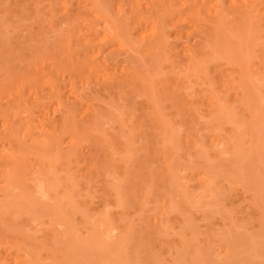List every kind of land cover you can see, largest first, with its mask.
Segmentation results:
<instances>
[{
	"label": "bare ground",
	"instance_id": "bare-ground-1",
	"mask_svg": "<svg viewBox=\"0 0 264 264\" xmlns=\"http://www.w3.org/2000/svg\"><path fill=\"white\" fill-rule=\"evenodd\" d=\"M0 5L12 19L0 36V264H187L194 214L207 220L238 186L258 199L264 0ZM86 183L108 188L98 207ZM9 233L46 253L27 259Z\"/></svg>",
	"mask_w": 264,
	"mask_h": 264
},
{
	"label": "rangeland",
	"instance_id": "rangeland-1",
	"mask_svg": "<svg viewBox=\"0 0 264 264\" xmlns=\"http://www.w3.org/2000/svg\"><path fill=\"white\" fill-rule=\"evenodd\" d=\"M3 9V6L2 5H0V19H2V18H6V19H4V20H9L10 22H7V23H5V24H1V26H0V36L2 37L3 36V34H4V32H7L5 29H6V27L7 26H10L11 24H12V19L9 17V15H8V17H9V19H8V17L7 16H3V13H2V10ZM11 19V20H10ZM5 22V21H4ZM2 23V22H1ZM8 29V28H7ZM5 35V34H4ZM260 45V44H259ZM259 45H255L256 46V48L258 49L259 47L261 48V45L259 46ZM255 48V47H254ZM260 48L258 49V50H260ZM262 48L264 49V46H262ZM256 49V50H257ZM257 50V51H258ZM253 51H255V49L254 50H250V52H251V54L252 55H255V53L253 52ZM257 54H259V55H257ZM261 54V51H259L258 53H256V57H255V59L256 60H258V62L261 60V58H260V55ZM260 58V60L258 59V57ZM264 59V58H263ZM257 61H255V63L257 64L258 63ZM262 62L260 61L259 63H258V65H260ZM263 63H264V60H263ZM105 126V127H104ZM107 126V124H102L101 125V127L105 130V131H107V129H108V127H106ZM107 128V129H106ZM28 143V142H27ZM7 144V143H6ZM84 151H85V149H83ZM185 162V161H184ZM35 163V162H34ZM251 164H253L254 166H253V168L256 170V172H257V175L259 176L258 177V179H259V184L258 185H260V188H261V190H260V188H259V196H262V198L261 197H259L258 195V199L257 198H254L255 200H252L253 199V196H252V194L251 193H247L246 191H244L245 189H242L241 187H236L238 190H236V188L235 189H232V190H230V192L232 193V196L234 195H236L237 194V196H235V197H237V199L236 198H234V200L232 201V202H230V203H228V205H226V204H224V205H222V204H220L219 202H218V200H216L218 203H217V205H216V208L215 207H213V206H211L212 208H215V209H213L212 211H210L209 213H208V215L206 216V218L205 219H207V220H200V216H199V214H197L196 213V217L193 215V222H194V227H195V225H197L198 227H200V230H199V228L197 227V228H194V229H196V231H198V240H199V242L200 243H198L199 244V247H200V254H199V251L196 249V251H194V252H197L198 251V253L197 254H199V257L197 258V255L196 254H193L192 252H193V250H195V248L196 247H198L197 245L198 244H196V241H197V239L194 237V239H196V241H194L193 239H192V237L189 235V232H187L186 231V234H185V232H183V234H184V236L185 235H187L188 234V236H185V238H186V240L187 241H189V245L190 246H192V248L193 247H195L194 249H192V248H190L189 246V254H190V252H191V254H193V255H195V257L193 256V255H191L192 257H190L189 256V254H188V256H187V258H185V259H188V262L189 263H187V264H199V263H201V264H223V262L225 261V262H227L228 264H243V263H245V264H258V263H260V264H264L263 262H264V223H262V222H264V207H263V205H264V186H263V184H264V174H262V173H264L263 172V168H264V166H262L263 164H261L260 165V168L261 169H256V167H255V165L256 164H254V163H252L251 162ZM257 166V165H256ZM34 167H36V166H34ZM252 167V166H251ZM257 168H259V166H257ZM259 172H258V171ZM27 173H28V171H27ZM27 173H25V174H27ZM32 172H29L27 175L29 176L30 174H31ZM27 175H24V176H26L27 177ZM260 175H261V177H260ZM262 175H263V177H262ZM23 176V177H24ZM25 177V178H26ZM30 177V176H29ZM29 177H28V179L27 180H31V179H29ZM103 179V178H102ZM98 180H101V178H99ZM257 180V179H256ZM91 181V180H90ZM262 181V182H261ZM27 182V181H26ZM83 183V182H82ZM91 183H92V181H91ZM90 183V184H91ZM96 183V182H95ZM95 183H93L92 185H91V189H90V184L88 185L87 183V185H85L87 188H86V190H88L89 191V189H90V193H92V194H90L89 195V193L88 192H86V193H88V196L90 197L91 196V198L92 199H90L89 197H88V199H87V201L89 202L90 200H96V202L95 203H97V202H99V201H102L103 199H104V197L103 198H101V196H105L106 195V193H104V192H102L103 191V189H105V188H107V187H103V189L101 190V188H102V185L103 184H105L106 185V182H102V185H100L99 183H97L98 185L96 186V184ZM254 184H256V181L254 182ZM256 184V185H257ZM93 185H94V187H95V189L97 190L98 189V192L97 191H95V189H92V187H93ZM107 185H108V183H107ZM85 186L84 187H81V189L80 190H84V188H85ZM100 187V190H99V188H96V187ZM255 186V185H254ZM263 186V187H262ZM80 186H78V188H79ZM89 187V188H88ZM259 187V186H258ZM257 187V188H258ZM62 188V187H61ZM60 189V188H59ZM108 189V188H107ZM107 189L105 190V191H107ZM227 189V188H226ZM78 190V189H77ZM94 190V191H93ZM164 190V189H163ZM162 190V191H163ZM44 191V190H43ZM79 191V190H78ZM109 191V190H108ZM165 191H166V189H165ZM60 192H61V190H60ZM80 192V191H79ZM94 192H96V193H94ZM100 192H102L103 194H105V195H100V194H102V193H100ZM164 192V191H163ZM167 193H169V191H166ZM45 193V192H44ZM81 193H82V195L80 194V196H82V197H80L79 196V194L77 195V197L79 196L80 197V200H81V198H83L85 195V191H81ZM240 194V196H238L239 194ZM47 194H49V192L47 193ZM94 194H97V195H94ZM246 194V195H245ZM51 195V194H50ZM50 195H48L49 197H50ZM84 195V196H83ZM100 195V196H99ZM47 196V195H46ZM93 196H94V198H93ZM96 196V197H95ZM243 196V197H242ZM245 196V197H244ZM86 197H87V195H86ZM97 197H98V199L99 198H101L100 200H98L97 199ZM106 197V196H105ZM174 197V196H173ZM107 198H110V196L109 197H107ZM246 199V200H244V199ZM47 199V198H46ZM51 199V198H50ZM79 199V198H78ZM240 199V200H239ZM85 200V197H84V199L82 200V201H84ZM240 202H239V201ZM252 200V201H251ZM256 200H258V201H260V202H253V201H256ZM86 201V202H87ZM242 201V202H241ZM250 201H251V204H253V205H248V203H250ZM262 201V202H261ZM50 202H52L51 200H50ZM91 202V204H92V202L93 201H90ZM89 202V203H90ZM238 202V203H237ZM246 202V203H245ZM111 203V202H110ZM262 203H263V205H262ZM90 204V205H91ZM94 204V203H93ZM98 204L100 205L101 203L99 202V203H97V207H98ZM218 204L219 205H222V206H218ZM231 204V205H230ZM241 204H243V205H241ZM254 204H256V205H254ZM259 204V205H258ZM261 204V205H260ZM95 206V205H94ZM109 206H111V205H109ZM109 206H107V208H106V206H105V209H110V207ZM215 206V205H214ZM226 206V207H225ZM231 206V207H230ZM259 206V207H258ZM91 207H93V205L91 206ZM99 207H101V206H99ZM109 207V208H108ZM229 207H230V209H229ZM250 207V208H249ZM252 207V208H251ZM256 207H258V208H256ZM103 208V207H102ZM227 209V211L225 210V209ZM99 209V208H98ZM104 209V210H105ZM112 209H114L113 207H112ZM220 209V210H219ZM250 211H249V210ZM258 209V210H257ZM263 209V210H262ZM103 210V209H102ZM103 210V211H104ZM210 210H211V208H210ZM219 210V211H218ZM222 210V211H221ZM232 210V211H231ZM253 212H252V211ZM263 212H262V211ZM95 211V210H94ZM112 211H114V210H112ZM215 211H217V214L220 212V214L219 215H217L216 214V212ZM235 211V212H234ZM256 211V212H255ZM212 212H215L214 214H213V216H212V214L211 215H209L210 213H212ZM233 213V214H231V213ZM230 213V214H229ZM228 214V215H227ZM237 214L238 215H240V216H238L237 217ZM250 214V215H249ZM258 214V216H256ZM216 215H217V217H216ZM261 215V216H260ZM127 216V215H126ZM211 216V217H210ZM128 217V216H127ZM132 217H135L136 218V216H132ZM209 217V218H208ZM227 219H226V218ZM249 217V218H248ZM263 218V220H262V218ZM220 218V219H219ZM237 218V219H236ZM244 218V219H243ZM258 218V219H257ZM198 219V220H197ZM210 219V220H209ZM212 219V220H211ZM233 219H234V221H233ZM257 221H256V220ZM199 220H200V223H197L196 224V222H199ZM209 220V221H208ZM223 220H226V221H223ZM244 220V221H243ZM247 220V221H246ZM203 221V222H202ZM210 221H212V222H210ZM214 221V222H213ZM222 221H223V223H222ZM233 221V223H230L229 224V222H232ZM238 221V222H237ZM240 221V222H239ZM250 221V222H249ZM256 221V222H255ZM209 222V224H205V223H208ZM225 222V223H224ZM246 222H248L247 224H245ZM252 222V223H251ZM212 223H214V224H212ZM216 223V224H215ZM227 223L229 224V225H227ZM237 223V224H236ZM258 223H259V225H258ZM199 224H200V226H199ZM211 224V225H210ZM234 224V225H233ZM253 224V225H252ZM206 225V228L205 227H203V226H205ZM224 225H227V226H229L228 228H227V226L225 227H223ZM238 225V226H237ZM250 225V226H249ZM257 225H258V228H257ZM201 226H202V228H204V229H202L201 228ZM231 226V227H230ZM240 226V229L238 228ZM248 226V227H247ZM18 227V226H17ZM22 227H24V226H22ZM26 227H29V226H26ZM212 227V228H211ZM218 227V228H217ZM220 227H222L221 229H220ZM243 227H244V229H243ZM260 227V228H259ZM2 228H4V224H0V231L2 230ZM25 228V227H24ZM224 228V229H223ZM236 228H238V229H236ZM31 230L30 231H32V228H30ZM34 229H36V227H34ZM219 229H220V231H219ZM226 229H227V231H226ZM27 233H32V232H29V231H27V230H29V229H24ZM37 230L39 231L40 229L37 227ZM210 230H212V231H210ZM215 230H217L216 232H215ZM228 230H230V231H228ZM233 230V231H232ZM257 230H258V232H257ZM38 231H36L35 230V232H37V233H39ZM42 231V230H41ZM235 231V232H234ZM249 231H251V232H249ZM259 231H261V233H262V242L261 241H259L261 238L259 237V236H261L260 234V232ZM207 232V233H206ZM213 232V234H211ZM227 232L229 233V234H227ZM230 232H231V234H230ZM247 232V233H246ZM200 233H202V234H200ZM204 233V234H203ZM211 235H210V234ZM215 233H216V235H215ZM223 233V234H222ZM225 233L227 234V235H225ZM249 233V234H248ZM255 233H257V234H255ZM259 233V234H258ZM36 234V233H35ZM42 234V233H41ZM244 234H246V235H244ZM37 235V234H36ZM40 235V234H39ZM38 235V237H42V236H44L45 234L43 233V235H41V236H39ZM203 235V236H202ZM213 235V236H212ZM219 235H220V237H219ZM225 235V237L226 238H224L223 236ZM229 235V236H228ZM259 235V236H258ZM2 236H4V235H2ZM2 236H0V239H1V237ZM5 236H7V237H11V239H9V240H13V242H11L12 244L14 243V241L15 240H17V241H15V243L17 244V247H19V249H21V251H22V253L24 252L23 250H25V252L28 250L30 253H32V255H33V253L34 252H32V249H33V245H36L34 242V244L32 245L33 247H31L32 249H30L28 246H31V244L30 243H22V240H20V238H16L15 237V239H12L13 238V236H14V234H11V233H9V234H6ZM16 236V235H15ZM189 236H190V238H189ZM200 236V237H199ZM202 236V237H201ZM211 236V237H210ZM223 238H222V237ZM204 237H207V239L205 238L204 239ZM222 238V239H220L221 240V242H220V240H218L217 241V239H215V238ZM247 237H248V239H247ZM256 237V238H255ZM44 238V237H43ZM185 238H184V240H185ZM189 238V239H188ZM201 238V239H200ZM203 238V239H202ZM232 238V239H231ZM234 238V239H233ZM250 238V239H249ZM39 239V238H38ZM38 239H37V241H38ZM42 239V238H41ZM215 239V240H214ZM227 241H226V240ZM207 240V241H206ZM232 240V241H231ZM246 240V241H245ZM248 240V241H247ZM40 241H42V242H44L43 240H40ZM192 241V242H191ZM202 241V242H201ZM204 241V242H203ZM230 241H231V243H230ZM19 242V243H18ZM23 242H24V240H23ZM46 242V241H45ZM172 240H171V248H172ZM174 242H176L177 243V241L175 240ZM191 242V243H190ZM214 242H216V243H214ZM241 242V243H240ZM258 242H260V243H258ZM14 243V244H15ZM41 243V242H40ZM167 243V242H166ZM169 243V242H168ZM196 245H195V244ZM213 243V244H212ZM235 245H234V244ZM238 243V244H237ZM244 243V244H243ZM252 243V244H251ZM26 245V247H27V249H25L26 247L24 246V245ZM41 244H43V243H41ZM174 244V243H173ZM224 244H227L228 246H229V251H228V254H230L229 256L228 255H226V257H223L224 259H222L221 258V260H220V256L219 255H217V250L216 249H218V247H220L221 246V248L224 246ZM237 244V245H236ZM250 244V245H249ZM37 245H39V244H37ZM201 245V246H200ZM204 245V246H203ZM218 245H220V246H218ZM247 245V246H246ZM249 245V246H248ZM212 246H213V248H212ZM238 247V248H236V247ZM241 246H242V248H241ZM260 246V247H259ZM16 247V246H15ZM24 247V249H22ZM47 248H48V246H46ZM202 247V248H201ZM206 249H205V248ZM208 247H210V248H208ZM231 247V248H230ZM244 247V248H243ZM253 247V248H252ZM257 247H259V248H257ZM35 248H37V247H35ZM35 248L33 249V251H35ZM39 248L40 247H38L36 250V253H37V255H41V253H42V255H43V252H45V251H42L41 250V248H40V250H39ZM170 248V249H171ZM208 248V249H207ZM247 248V249H246ZM192 249V250H191ZM234 249V250H233ZM263 249V250H262ZM240 250V251H239ZM259 250V251H258ZM261 250V251H260ZM38 251L39 252H41V253H38ZM209 253H208V252ZM237 251V252H236ZM248 251V252H247ZM258 251V252H257ZM25 252L23 253L24 255H25V257H26V254H25ZM58 252V251H57ZM166 252V251H165ZM170 252V251H169ZM169 252L167 251L166 252V254H163L164 255V257H166V258H168V255H170L171 256V254H169ZM204 252V253H203ZM211 252V253H210ZM233 252V253H232ZM241 252V253H240ZM244 252V253H243ZM27 253V252H26ZM30 253H27V254H30ZM46 253V252H45ZM214 253V254H213ZM263 253V254H262ZM168 254V255H167ZM232 254V255H231ZM237 254V255H236ZM243 254V255H242ZM165 255H167V256H165ZM206 255V256H205ZM235 255V256H234ZM239 255H241V257L239 256ZM257 255H258V258H257ZM261 255V256H260ZM29 257L27 258V259H29L30 257H31V255H28ZM169 256V257H170ZM234 256V257H233ZM237 256V257H236ZM248 256V257H247ZM230 257V258H229ZM240 257V258H239ZM263 257V258H262ZM191 258V259H190ZM193 258H195V259H193ZM232 258V259H231ZM238 258H239V260H238ZM246 258V259H245ZM262 258V259H261ZM143 259V258H142ZM141 259V260H142ZM190 259V260H189ZM203 259V260H202ZM236 259V260H235ZM258 259V260H257ZM230 260V261H229ZM233 260H235V261H233ZM238 260V261H237ZM242 260V261H241ZM244 260V261H243ZM254 260V261H253ZM261 260V262H259ZM263 260V261H262ZM184 261H186L187 262V260H184ZM218 261H221V263H219ZM231 261H233V263L231 262ZM198 262V263H197ZM237 262V263H236ZM142 263H144V262H142ZM185 263V262H184ZM226 263V264H227ZM169 264V263H168ZM186 264V263H185ZM225 264V263H224Z\"/></svg>",
	"mask_w": 264,
	"mask_h": 264
}]
</instances>
